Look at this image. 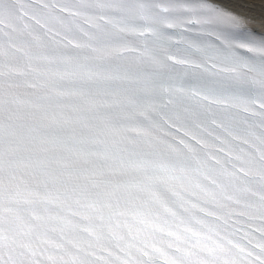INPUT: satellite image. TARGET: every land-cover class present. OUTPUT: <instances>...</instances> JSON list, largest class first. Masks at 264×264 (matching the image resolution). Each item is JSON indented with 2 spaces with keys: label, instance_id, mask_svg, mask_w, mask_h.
<instances>
[{
  "label": "snow or ice",
  "instance_id": "snow-or-ice-1",
  "mask_svg": "<svg viewBox=\"0 0 264 264\" xmlns=\"http://www.w3.org/2000/svg\"><path fill=\"white\" fill-rule=\"evenodd\" d=\"M0 264H264V0H0Z\"/></svg>",
  "mask_w": 264,
  "mask_h": 264
}]
</instances>
